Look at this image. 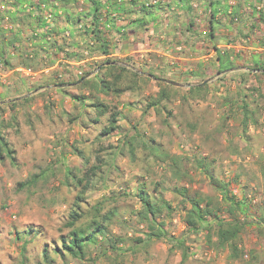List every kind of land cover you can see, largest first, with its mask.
Wrapping results in <instances>:
<instances>
[{
  "label": "rangeland",
  "instance_id": "rangeland-1",
  "mask_svg": "<svg viewBox=\"0 0 264 264\" xmlns=\"http://www.w3.org/2000/svg\"><path fill=\"white\" fill-rule=\"evenodd\" d=\"M152 1L156 3L148 11L160 15L162 25L158 23L157 27H164L149 37L145 32L149 30L148 27H143L140 35L135 34L131 38L128 30H125L122 32V41L118 45L114 41L113 44L109 43V54L101 59L95 58L100 56H94V47H91L89 55L93 59L83 74L89 72L85 80H96V67L108 58L118 61L114 63L116 65L123 66L122 62H126L128 68L151 72L157 78L177 82L185 86L181 88H188L197 79L179 77L176 80L171 77L176 68L169 63L173 61L171 57L183 50L187 53L197 52V55L205 57L214 48L217 49L218 45L239 47V44H246V39L256 33L255 20L261 14L255 5L247 6L240 0H142V3ZM229 2H234V5L230 6ZM250 3L253 4L254 0ZM214 8L219 11L217 19L213 21L214 37L211 38L209 20ZM134 12L123 15L132 16L133 19V14H136ZM125 19L132 20L127 17ZM81 21L89 23L85 16ZM185 24L191 25L190 30L181 27ZM58 31L56 38L61 33ZM183 33L192 39H200L196 48H189L182 41L185 39ZM10 39H0V56L5 47L14 49V45L18 44L17 48H22L23 40ZM59 41L54 46L45 45L48 51L39 48L37 52L32 50L31 63L25 61V54L17 53V56L21 58L20 62L34 68L51 65L54 60L66 57L65 53L69 54L60 48L63 43ZM147 43H153L152 46L160 50L129 54L130 44H135L134 49H142L149 48L144 46ZM53 48L55 51L50 52ZM41 51L48 62L40 60ZM72 52H76V55L72 53L71 56H79L77 49ZM228 53L235 55L232 56V63L238 64L239 55L232 50ZM162 60L168 62L163 73L157 72L159 69L152 66L153 63L160 64ZM208 63H211L210 60L205 61L204 65ZM67 67L63 66L59 72L54 71L34 79L14 74L6 82L0 81V115L6 121L11 116L16 118V124L5 132L6 140L14 150V162L7 159L3 164L0 163V264H45L42 256L44 246L57 241L60 235L67 232L65 224L69 220V213L75 209L77 196L82 192L81 197L85 201L80 203L82 209L110 198L120 199V218L113 223L110 232L121 239L118 248H132L135 238L142 237L144 240V227L137 223L133 214L128 213L139 209L134 197L139 182L147 184L151 197L154 196L153 187L156 186V195L168 205L167 212L161 216L168 237L151 244L147 249H141L143 245H140L138 247L141 250L137 253H124L120 257L117 254L122 252L114 253L108 249V242L103 240L91 249V254L107 251L108 258H117L120 264H172L175 260L179 264H264V181L261 183L257 169L252 167V159L264 166V116L259 107L256 126L250 125L244 132L240 126L243 113L237 96L241 92L248 93L252 86H256L255 80L251 78L250 82V78H234L227 74L223 80H218L221 75H215L205 81L211 83V91L204 102L190 101L188 105H183L176 100L169 101L166 102L167 111L159 112L148 109L143 113L147 102L158 91V82L154 80L146 83L140 91L127 90L118 98L100 95V100L110 102L119 113L118 129L104 136L101 131L108 125L106 116L101 117L97 123L89 122L96 115L91 103L97 94L93 90L78 92L74 82L81 77L75 76ZM58 73H61V78L57 76ZM261 82L264 83V79ZM240 85L248 87L243 91ZM79 94L86 99L84 105L71 98ZM224 97L228 100H223ZM15 98L30 99L10 108L9 101ZM244 100L252 104L251 99ZM261 101L264 100L259 99ZM167 112L170 116L166 121ZM193 125L195 129H192ZM129 138H134L135 142L134 163L128 157V146L122 145ZM162 154L183 158L192 180H175L169 171L170 161ZM259 154L263 159L255 158ZM194 158H203L211 164L210 172L217 182L229 184V187L236 186L240 197L236 200L245 204L242 213H233L231 216L226 205L220 213V218L231 220L234 217L244 226L239 244L243 253L234 262L228 259L229 252L226 249L217 251L216 257L194 259L189 256L183 263L180 252L171 250L176 239L184 240L187 248L198 253L212 249L207 247L202 233H191L185 228L183 219L189 204L183 202L176 193L178 188H186L191 197L219 198V185L193 167ZM40 173L52 175L46 183H39L30 192L17 191L19 182ZM66 176L69 177L67 184ZM78 179H82L81 185L77 184ZM85 186L88 188L86 191ZM248 196L254 198L256 203L251 204ZM28 231H31L30 235ZM23 247L24 254L21 253ZM245 255L246 259L243 257ZM54 264L62 262L56 259ZM92 264L110 262L103 257L95 259Z\"/></svg>",
  "mask_w": 264,
  "mask_h": 264
},
{
  "label": "trees",
  "instance_id": "trees-1",
  "mask_svg": "<svg viewBox=\"0 0 264 264\" xmlns=\"http://www.w3.org/2000/svg\"><path fill=\"white\" fill-rule=\"evenodd\" d=\"M44 1V0H43ZM66 2H75V0H64ZM90 3L91 8L89 12L85 14V17L89 19V28L83 32L85 38L92 40L94 42V56H106L109 54V42L107 39L108 33L104 29L103 25L112 22L110 14L116 10H112L106 4L101 5V3L95 0H83ZM181 1V0H180ZM184 1V0H182ZM187 1V0H186ZM129 3L132 9H138L135 12L127 9L126 7H121L118 10L119 15L121 14H131L132 12L136 14L147 15L148 8L144 7L143 3L138 4L137 0H130ZM139 7V8H138ZM108 8V9H106ZM102 10H106L104 15ZM218 8L213 9L211 13V19L209 20V36L214 37V27L213 21L218 16ZM259 13V12H258ZM141 16V15H140ZM135 17L130 23L138 24L141 27L146 25L145 22L141 24V18ZM259 21H264V11L259 13ZM70 23L75 24L77 21L81 20L80 17H71ZM103 20V22L101 21ZM140 23V24H139ZM191 26V25H189ZM255 27V26H254ZM257 27H255L256 29ZM215 57L211 63L203 65L198 63L195 65L194 72L189 73L188 77L184 79H197L196 83L189 85L188 88H181L173 86L164 82L163 79L157 78L151 72H140L135 69L128 68L126 62H122V65H116L114 63L118 62L115 60H110L106 58L101 64H98L96 69L98 72L95 75L96 80L86 79L85 77L89 75L87 72L79 80L74 82L78 92L84 90H93L97 97L92 98L91 107L95 112V117L89 122L97 123L101 117L106 116L107 127H104L101 134L106 136L118 129L117 118L119 113L116 108L110 102H103L98 98V96H113L115 98L120 97V95L127 91H140L144 85L151 81L158 82V91L155 97L151 98L146 105L145 111L148 109H153L155 112L166 109V102L178 101L180 104H189L190 101L204 102L211 91V83H206L205 81L210 77L215 75H221L218 80H223L225 78V73L233 67V59L230 53L220 54V52L214 48ZM239 55V54H236ZM7 67H14L11 62L5 61ZM246 68L248 72L257 78V86H252L248 93H239V102L243 116L240 121V126L242 130L246 132L248 126L257 124V119L259 117V99L264 100V83L261 82L264 79V66L262 64L257 65L253 62L251 65H247ZM211 73V74H210ZM215 73V74H214ZM197 76V77H194ZM260 77V78H258ZM71 98L80 103L85 104V97L83 95H72ZM263 98V99H262ZM30 98H22L21 100H10L9 107L13 108L19 102L26 103ZM244 99H251L252 104L246 102ZM223 100L227 101L228 98L224 97ZM258 103V104H257ZM2 107L0 106V112ZM261 113V112H260ZM170 116L167 112L166 121ZM16 124L15 116H11L10 120L6 121L0 115V163L3 164L5 160L14 162V150H12L6 140V130ZM195 129V126H192ZM134 138H129L122 143L124 146H128V157L132 163H134V152L136 147L134 146ZM143 147V146H142ZM121 149V148H120ZM122 152V150H121ZM120 152V153H121ZM163 157H167L170 161L169 171L171 176L177 181H191V175L188 169L184 166V160L180 156H169L168 154H162ZM87 163V161H86ZM210 163H207L203 158H194L193 167L196 170H201L202 173L208 176V178L215 182L220 187L219 198H204V197H191L188 194V189L178 188L176 193L181 197L183 202H188L189 208L186 210L183 223L185 228L191 233H202L204 235L205 243L207 247H211L213 250H227L229 252L228 259L232 262L236 261L242 256V250L239 247L240 236L244 231V226L239 223L237 219L233 217L231 220H224L220 218V213L223 210V206H228V214L233 216V213L238 214L239 212H244V203L237 201L229 193V184H220L215 180L210 172ZM93 172V171H92ZM52 174L45 175V173L33 174L27 180L19 182L17 184V191H28L34 189L39 183H46ZM69 176V175H68ZM66 176V184L69 177ZM264 176V175H263ZM82 179L77 180V184L81 185ZM84 190H88L87 186ZM158 189L156 186L153 187L154 196L149 195V190L147 184L144 182H139L137 184L136 193L134 195L136 201L139 204V209L135 211H129L137 219V223L144 227V240L142 237L135 238L134 245L132 248L120 249L118 248V243L121 241L119 237H115L111 234L110 228L119 218V208L120 203L119 198H110L105 201H100L92 206H87V208L82 209L80 203H84L82 192L81 195L77 196V203H75V209L71 210L69 213V220L65 224V229L67 232L60 235L57 241H52L47 243L43 248V261L45 264H54L55 260L58 259L62 264H69L70 261L77 263L92 264L95 263V259H102L109 261L110 264H120L116 259H110L107 256V251L101 253L91 254V249L99 244V241L105 240L108 242V249L112 250L114 253L117 251L122 252V254H117L118 257L124 256V253L135 254L141 249H147L151 244L161 241L168 237L166 226L161 220L162 214L167 212L168 205L156 195ZM156 195V196H155ZM79 203V204H78ZM28 235L31 231L27 232ZM143 245L140 249L138 246ZM172 251L180 252L181 263L185 262L190 256L189 248L186 246L184 240H175L174 246L171 247ZM25 247L21 249V253L24 254ZM54 255V257L49 254ZM101 255V256H100Z\"/></svg>",
  "mask_w": 264,
  "mask_h": 264
},
{
  "label": "crops",
  "instance_id": "crops-1",
  "mask_svg": "<svg viewBox=\"0 0 264 264\" xmlns=\"http://www.w3.org/2000/svg\"><path fill=\"white\" fill-rule=\"evenodd\" d=\"M0 1H4V0H0ZM8 1V0H7ZM99 3H101V5L103 4H106L107 2L111 1L110 5L109 6L112 10H116L114 12H118V10L120 9V6L121 7H126L127 9H132L130 4L127 3L125 4L124 2L127 0H95ZM130 0H128L129 2ZM240 1H243V3H246L247 6L251 5H255V8H260V11L261 13L264 11V0H254V3L251 4L250 1L252 2V0H240ZM249 1V2H247ZM32 3H47V4H53V3H56L59 5L60 7V10L62 12V16L61 17H58L59 20L56 21V25H55V28L53 30V34L56 35V32H57V29H59L60 31L58 32H62V29L65 28V26L67 25V22L66 20L70 21L69 18L71 17H80L81 19L83 18V16H85V14L87 12H89L90 8H91V5L90 3H87L84 1V5H83V8H84V12L82 14H77L76 13V3L75 2H66L64 0H31ZM139 4H142V0H138ZM216 9V8H214ZM55 10V15L57 14L58 10L57 9H54ZM147 11V16H143L142 14H133V19L131 18L132 16H129V15H119L118 13L117 16L120 18V21H116V20H112V22H110L111 24V27H110V30L108 31V36H107V39H108V42L110 44H113V41L117 43V45L119 44V42H121L124 37H122V32H124L125 30H128V34L129 37H133V35H140L142 31V29H144L143 27L139 26L137 23L136 24H133V23H130L131 21L134 20L135 17H139L140 15V18H141V24L143 22L145 23H148L147 25H145L144 27H148L149 30H145L146 32V35L147 37L149 36H154L155 35V32L156 30L158 29H162L163 27L161 26L162 25V20H161V17L160 15L158 16V14H156V12H151V11ZM74 16H72V14ZM71 14V15H70ZM257 14V13H256ZM258 16V14L256 15V17ZM125 17H127V19H132L131 21L130 20H126ZM130 17V18H128ZM13 19L15 22L18 23V28L15 32L14 35H12V38H20V35H18L17 31L20 29V27H23V26H29L31 27V29L33 28H37L39 29V32L42 33V28L44 27L42 23H39V22H34L32 21L28 15H26L24 12L22 11H17L16 13H13ZM87 19V18H86ZM158 23H160L161 27H157L158 26ZM126 24H129V25H126ZM140 24V23H139ZM190 24L188 25H182L181 27L182 28H185L186 30H190L191 26H189ZM247 25V24H245ZM190 27V28H189ZM215 27V26H214ZM255 27L256 28V33H253V35L250 36L249 39H246L248 42L246 44H239L238 46L241 47V50H240V53L239 54V61L237 62L238 64H233V67L231 69H229L227 71V74L226 76H230V77H247V78H250V82H251V78L253 80H255V84L256 86L258 85V83L256 82L257 79H255V77L250 74L248 72V69L246 68L247 65H251L254 63H256L257 65H260L262 64V66H264V21H259V19H256L255 20ZM219 31V30H218ZM221 31V30H220ZM183 35L185 36V39H183L182 41L185 43V44H188L189 48H196V46L199 44V41L200 39L197 37H194L193 39L188 37V34H184ZM11 38V39H12ZM1 40H8L6 38H1ZM10 39V40H11ZM87 39L84 37V40ZM199 39V40H198ZM76 37L73 36V38H70L68 41H61L62 43H64L65 45H63L62 49H64V51H68L69 54H66V56L70 55L69 56V59H72V51H74L76 48H77V45H76ZM130 41L132 42L133 39H130ZM193 45H191V44ZM25 42H22V48H17V53H21V54H25V52H29L30 53L32 52V50H35L37 52V49H42V50H45V45L47 47H49V43L41 40L40 41H35L34 43L31 44V48L29 49L28 46L25 44ZM148 46L149 48H140L138 47L137 49H134L135 47V44H130V52L129 54H133V53H137V52H147L149 51V53H152V52H158V50H160L158 47H154L152 45H154L153 43H151L150 45L147 43V44H144V46ZM54 46V44L52 45ZM137 47V46H136ZM218 47H221V46H217ZM167 48V47H165ZM48 51V49H46ZM52 51H55L54 49H50V52ZM214 51V49H213ZM213 51H208V55L205 56V57H201V55H197L196 53L197 52H191V53H187L185 50H183L181 53L177 54V55H174L172 56V60L170 63V65H175V71H173L174 73H171V77H175L174 79L177 80V78H181V79H184L186 77H188L189 73H192L194 72V69H195V65L198 64V63H202L204 65V62L205 61H211V59L213 58V56H215V54L213 53ZM18 55V54H17ZM39 55L41 56V59L43 62H48L46 57L44 56V53L41 51L39 53ZM127 55V54H126ZM162 55V54H161ZM62 58V57H61ZM97 59H101V58H104V56H100V57H95ZM59 59V58H58ZM21 61V58H19V56H16L12 61L11 63L14 65V66H19V65H26V64H23L24 62H20ZM41 62V61H40ZM167 61L165 60H162L160 62V64H155L153 63L152 66L155 67L156 69H159L157 72H164V68L165 66L167 65ZM42 65V64H41ZM155 65V66H154ZM167 73V72H166ZM14 75V74H12ZM12 77V76H11ZM194 77H197V76H194ZM260 78V77H258ZM248 87V85L245 86H241L240 85V88L244 91L246 88ZM262 151V150H261ZM264 151V149H263ZM264 155V154H263ZM256 159H263L261 154H259V156L257 155V157H255ZM252 164H253V169H257V175L259 176V179L261 181V183L264 181L263 178H262V172H264V169L262 170V168L264 166H261V163L258 162V160H255V159H252ZM165 264H168V263H165ZM172 264H179L177 260L174 261V263ZM216 264V263H214Z\"/></svg>",
  "mask_w": 264,
  "mask_h": 264
},
{
  "label": "built area",
  "instance_id": "built-area-1",
  "mask_svg": "<svg viewBox=\"0 0 264 264\" xmlns=\"http://www.w3.org/2000/svg\"><path fill=\"white\" fill-rule=\"evenodd\" d=\"M75 3L77 5L76 7V13L77 14H82L84 12V1L83 0H75ZM156 1L152 2H143L144 7L148 8L150 5H154ZM230 6L234 5V2H229ZM57 9L58 12L55 15V10ZM108 9V8H106ZM22 11L28 17L36 22L44 24L42 28V33L39 32V29L33 28L29 26H23L20 27V29L17 31L18 35H20V38L25 42V44L28 46L30 49L32 46L31 44L34 43L35 41H40L42 40L49 43V45H53L57 43L56 41H59L58 39H61V41H68L70 38L76 37V45H77V51L79 56H73L72 59H69L68 56L62 57L59 59H56L52 62L51 65H47L44 67H38L34 68L30 64L27 65H19V66H14L12 68L7 67L5 65V61L11 62L16 56H17V47L19 46L18 44L14 45V49L10 48H4L3 54L0 56V81L1 82H6V79H8L12 74H18L21 77L24 78H30L34 79L40 75H49L54 71L59 72L63 66H68L67 69H71L73 71V74L77 77H82L85 69L87 68L88 63L93 59L91 57L89 49L91 47H94V42L89 39H85L83 37V32H84V27L89 28V23L87 21H81L83 18L79 21H77L75 24H71L70 21L66 20L67 25L65 28L62 29V32L60 35H58V38L55 37V34H53V30L56 25V21L59 20L58 17L62 16V12L60 10V7L58 4L53 3V4H47L45 2L43 3H32L31 0H4L0 1V37L1 38H12V35L15 34L17 28H18V23L14 21L13 19V13H16L17 11ZM257 10H260V8H257ZM219 11V9L217 10ZM106 10H102V14ZM63 17V16H62ZM218 16H216L217 18ZM110 18L112 20L120 21V18L117 16L116 13H111ZM103 22V20L101 19ZM104 29L107 31L110 30L111 24H104L103 25ZM42 38V39H41ZM56 40V41H55ZM59 41V42H61ZM62 43V42H61ZM24 44V45H25ZM63 45H65L63 43ZM54 49V48H53ZM179 48H177L178 50ZM217 50L220 52V54H226L229 51H233L234 54H240L241 47L233 46L231 44H226L224 46L218 47ZM66 51V50H65ZM215 52V51H214ZM75 53L76 52H72ZM24 59L26 62L31 63L30 60L33 59V53L30 51L25 52ZM42 66V65H41ZM57 76L59 78L62 77L61 73H58ZM262 114L264 116V101L259 102ZM229 193L232 197L235 199H239V189L236 186L229 187ZM249 197V196H248ZM251 204H255L256 200L252 197L248 198ZM173 235V234H172ZM203 235V234H202ZM190 257L194 259H202L204 258H210V257H216L217 252L213 249H205L202 252H197L194 249L190 248ZM200 255V256H199ZM244 259L247 258V256H243Z\"/></svg>",
  "mask_w": 264,
  "mask_h": 264
},
{
  "label": "water",
  "instance_id": "water-1",
  "mask_svg": "<svg viewBox=\"0 0 264 264\" xmlns=\"http://www.w3.org/2000/svg\"><path fill=\"white\" fill-rule=\"evenodd\" d=\"M164 82L167 83V84L173 85V86H177V87H185L182 84H179L177 82H173V81H170V80H164Z\"/></svg>",
  "mask_w": 264,
  "mask_h": 264
}]
</instances>
